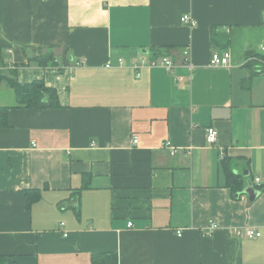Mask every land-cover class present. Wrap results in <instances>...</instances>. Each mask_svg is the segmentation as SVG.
I'll use <instances>...</instances> for the list:
<instances>
[{
	"label": "crops",
	"instance_id": "obj_1",
	"mask_svg": "<svg viewBox=\"0 0 264 264\" xmlns=\"http://www.w3.org/2000/svg\"><path fill=\"white\" fill-rule=\"evenodd\" d=\"M262 46L264 0H0V70L59 102L15 106L0 82V264H264Z\"/></svg>",
	"mask_w": 264,
	"mask_h": 264
},
{
	"label": "trees",
	"instance_id": "obj_2",
	"mask_svg": "<svg viewBox=\"0 0 264 264\" xmlns=\"http://www.w3.org/2000/svg\"><path fill=\"white\" fill-rule=\"evenodd\" d=\"M255 51H248L246 53L247 59L249 56H256ZM261 60H264V54H258ZM36 60L42 63H53L52 54H46L42 57H36ZM247 66L251 67L252 62L247 60ZM1 50H0V67L3 66ZM251 77L244 79L242 85L244 88H248L250 85ZM0 82L6 83L13 91L17 104L15 106L23 108H50L59 107L58 97L55 89L45 85L43 80H32L30 82L21 83L18 81L16 74L11 71L9 74L0 70ZM8 106H0V127L8 125ZM226 185L231 191L240 190L243 185L242 176L235 174L228 168V165L224 163ZM263 185H259L258 189H261ZM21 193L25 196L27 206H30L32 202L38 199V190H22ZM95 261H99L101 264H117V257L113 254L108 255H93Z\"/></svg>",
	"mask_w": 264,
	"mask_h": 264
},
{
	"label": "built area",
	"instance_id": "obj_3",
	"mask_svg": "<svg viewBox=\"0 0 264 264\" xmlns=\"http://www.w3.org/2000/svg\"><path fill=\"white\" fill-rule=\"evenodd\" d=\"M181 21L185 22L189 25H194L195 22L192 18H190L188 15H183L181 17ZM261 50L264 51V46L261 47ZM184 56L187 57L188 51H184ZM230 53L229 51H223L222 53L219 52H213L209 63L210 65H226L229 63ZM119 62L122 63V59H119ZM144 63V60L140 59L139 65H133L134 68H138L140 65ZM146 64L150 67H161L167 72H170L175 67V64L173 60L168 56H160V57H154L150 59L149 61H146ZM110 66V64H107V67ZM217 138V130L213 127H209L207 129L206 139L209 143H214ZM132 144L137 143V137L133 136L132 138ZM165 145L170 149V154L175 153V149L171 147L170 143H165ZM255 182H260V178L256 177ZM131 223H129L130 225ZM218 227L217 223L213 220L209 221L207 227L205 228L206 235L211 236L213 231ZM234 234L240 237L245 238H257L260 236V231L253 227H243V228H236L234 229ZM63 235H66V233H63ZM177 235H181V229L177 230Z\"/></svg>",
	"mask_w": 264,
	"mask_h": 264
},
{
	"label": "water",
	"instance_id": "obj_4",
	"mask_svg": "<svg viewBox=\"0 0 264 264\" xmlns=\"http://www.w3.org/2000/svg\"><path fill=\"white\" fill-rule=\"evenodd\" d=\"M256 194H257V192L252 193L250 199H253V198L255 197Z\"/></svg>",
	"mask_w": 264,
	"mask_h": 264
}]
</instances>
